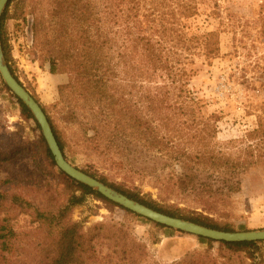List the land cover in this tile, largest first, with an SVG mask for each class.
<instances>
[{"label":"trees","instance_id":"obj_1","mask_svg":"<svg viewBox=\"0 0 264 264\" xmlns=\"http://www.w3.org/2000/svg\"><path fill=\"white\" fill-rule=\"evenodd\" d=\"M23 1L10 0L0 18L4 57L17 81L18 77L9 65V50L3 35L6 22L11 19L10 6L14 4L16 11L24 13ZM45 1L47 13L34 11L30 19L32 42L35 47L46 48L50 74L68 76L67 83L58 87L60 103L88 155L107 170L125 178L123 153L129 145L155 153L160 158L182 159L186 164H192L186 166L188 168L201 166L213 172L237 167L246 170L257 165L248 151L255 140L256 146L264 145L262 117L258 116L255 129L246 132L244 152L247 157L242 164L231 160L232 156L227 153L215 151L213 140L217 127L198 118L200 99L190 90V82L220 55L219 32L208 29V21L204 22V27L197 22L202 14L200 6L206 5L203 0ZM209 18H219V14L212 11ZM45 23H48L49 38L41 40ZM0 82L9 94L1 79ZM32 97L44 111L65 157L67 144L63 133L37 98ZM17 103L22 114L33 119L25 106L18 100ZM41 141L45 145L43 138ZM44 147L46 159L55 167L51 153L46 145ZM84 173L162 214L215 230L235 232L230 225H219L200 216L189 217L181 209L165 207L141 197L139 188L130 178L126 177L124 183H115L107 176L99 175L94 166ZM65 179L71 183L66 204L55 215H40L42 221L57 228V241L45 264H158L150 263L145 248L137 246L119 225H98L85 233L80 223L61 224L74 207L81 206L85 198L91 196L119 208L126 217L132 216L164 230L166 237L175 234V231L109 202L90 188ZM167 186L159 185L163 189ZM173 186L182 193L195 189L180 176L175 178ZM204 188L212 193L211 186ZM228 190L233 191V186ZM5 199L0 193V201ZM10 201L12 204L19 202L16 197H11ZM202 204L208 210L214 208L207 200L202 199ZM5 230V225L0 224V251L3 253L7 252ZM197 239L205 250L186 254L172 264H264L263 242L226 243ZM99 240L112 250L111 254L98 256L96 245ZM213 243L219 244L223 256L213 257Z\"/></svg>","mask_w":264,"mask_h":264},{"label":"rangeland","instance_id":"obj_2","mask_svg":"<svg viewBox=\"0 0 264 264\" xmlns=\"http://www.w3.org/2000/svg\"><path fill=\"white\" fill-rule=\"evenodd\" d=\"M203 1L206 5L200 6L202 14L197 22L204 27L208 21V29L219 32L220 55L210 67H203L192 78L190 90L200 99L198 118L217 127L213 140L215 151L227 153L231 160L242 164L247 157L246 132L257 127L258 116L264 119V0ZM45 4V0H24L25 11L21 12L24 19L12 4L3 40L9 50V65L19 82L37 98L63 133L67 144L65 159L83 172L94 166L99 175L115 183L130 178L141 197L181 209L186 216L230 225L235 232L264 230V145L256 146L257 140L248 151L257 165L246 170L237 167L213 172L201 166L188 168L192 164L182 159L160 158L129 145L123 153L127 171L124 178L88 155L60 103L58 87L67 83L68 76L50 74L46 48L35 47L31 39L32 13L42 10L46 14ZM212 11L219 18L207 19ZM47 26L45 23L41 40L49 38ZM10 95L0 82V193L6 197L0 201V224L6 227L7 245L6 253L0 251V264H45L57 241V228L42 221L40 215H55L66 204L71 183L46 159L45 145L35 121L22 114L17 100ZM178 176L195 189L184 193L177 190L173 183ZM160 183L168 185L167 188L159 187ZM206 185L211 186L212 193L205 191ZM230 186H233L231 192ZM11 197L19 202L12 204ZM202 199L214 208L208 210ZM65 223H80L85 233L98 225H119L137 246L145 248L150 263L172 264L186 254L206 248L197 237L177 231L166 237L164 230L126 217L119 208L91 196L70 211L61 222ZM219 247L218 243L212 244L213 257L224 255ZM261 248L264 253V243ZM108 249L99 240L98 256L111 254L112 250Z\"/></svg>","mask_w":264,"mask_h":264},{"label":"water","instance_id":"obj_3","mask_svg":"<svg viewBox=\"0 0 264 264\" xmlns=\"http://www.w3.org/2000/svg\"><path fill=\"white\" fill-rule=\"evenodd\" d=\"M10 0H0V18L6 9ZM0 79L9 92L16 100L22 103L25 108L30 112L33 120L39 128L41 137L45 145L51 153L55 166L58 170L71 181L84 185L90 188L95 193L99 194L109 202L127 210L131 213L149 220L154 224L164 226L168 229L181 232L187 235L201 237L211 240L213 242H226V243H244V242H263L264 243V230L259 231H244V232H225L201 226L199 224L174 218L160 212H157L139 202L129 199L125 195L117 192L116 190L104 185L96 178L90 177L83 171L72 166L64 157L60 150L58 143L53 134L52 128L47 120V117L32 97V95L25 89L19 81L15 79L9 70L8 64L5 60L2 44L0 40Z\"/></svg>","mask_w":264,"mask_h":264}]
</instances>
